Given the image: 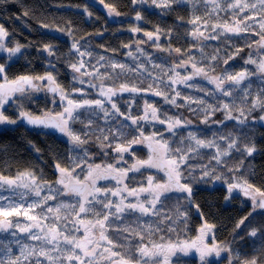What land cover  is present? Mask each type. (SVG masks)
Wrapping results in <instances>:
<instances>
[{
  "label": "snow or ice",
  "instance_id": "1",
  "mask_svg": "<svg viewBox=\"0 0 264 264\" xmlns=\"http://www.w3.org/2000/svg\"><path fill=\"white\" fill-rule=\"evenodd\" d=\"M98 2L107 10L108 19L121 15L115 3ZM149 2L155 8L168 11L173 10V4H202L203 15L194 14L187 21L191 27L186 34L194 43L187 49L173 47L171 43L176 27L184 26L183 17H178L176 27L165 29L155 25L153 30H145L139 23L145 19L144 9L135 8L137 24L128 29L135 37V53L131 50V38L122 45L129 49L127 56L134 62L132 65L94 55L86 37L76 38L71 21L64 26L41 21L40 27L47 30L41 36L49 42L35 45L13 43L8 39L10 31L0 24V61L5 60L3 54H7V61L18 60L25 55L24 49L33 46L38 54H46L40 57L45 62L43 74L29 72L9 78L10 64L0 62V126L25 125L52 130L66 137L69 145L67 156L52 154L54 180H49L43 170L37 174L25 169L14 177L0 174V233L7 234L0 236V264H178L173 257L178 253L188 256L192 251L198 255L200 264H224V261L264 264V225H251L257 215L264 216V185L254 183L246 175V164L252 163L249 158L258 152L255 141L248 139L243 128L236 130L244 136L243 140L233 132L219 136L214 133L212 139H207L198 130L189 128L191 119L169 115L157 101L144 98L156 96L172 107H187L193 114L202 112L200 123L206 126L224 124L211 119L217 111L224 113L225 120H235L244 128L250 126L248 121L253 112L261 114L258 119L253 118L251 126L264 122V0H131L132 5ZM94 6L83 9L89 21L93 15L89 7ZM28 15L25 11L24 16ZM106 30L98 29L90 35L103 36ZM56 33L67 36L70 41L67 51V67L72 74L70 88L54 74L56 61L61 59L56 42L65 43ZM139 33L146 39L138 36ZM233 36L244 41V47L255 49V53L249 51L244 59V64H251L254 69L244 67L238 72L232 71L234 66L229 61L244 51V47L236 44H232L235 51L224 55L219 47L212 54L205 53V41L223 37V43ZM162 37L169 41L167 45L161 43ZM144 44L167 52L169 57L176 55L171 64L163 57L153 59L141 47ZM193 49L201 53L199 58ZM137 54L145 57L146 62L140 61ZM220 60L226 67L217 72ZM253 76L260 81V90L255 95L251 92ZM197 78L213 87L199 83ZM144 81H148L147 87L140 86ZM178 85L203 92L217 103L212 105L202 97L186 95ZM89 88L96 92L95 97L86 91ZM40 92L50 94L53 107H45L37 114L25 107L24 100L38 102L32 93ZM124 93L130 94L127 111H122L120 101L114 99L122 98ZM138 99L144 101L142 111L138 109ZM180 99L184 104L178 103ZM13 104L18 110L15 117L6 114V106ZM192 104L197 107L193 108ZM134 107L138 109L135 113ZM100 120L103 124L98 123ZM77 122L82 125L80 129L73 127ZM156 124L164 128L157 129ZM148 127L153 131L148 132ZM184 129H188L186 134ZM92 137L99 142L104 157L116 154L112 156L115 163L95 162L97 154L84 147ZM29 144L40 152L31 141ZM139 145L148 149L147 159L137 156ZM205 159L207 162H203ZM150 169L162 171L166 179L158 180L146 171ZM130 173L146 177V182ZM109 180L115 184L98 183ZM216 183L226 187L225 202L241 196L250 202V205L244 204L249 210L235 223L231 241L220 242L215 238L216 225L207 220L194 199L196 184ZM4 186L11 190L9 196L2 194ZM17 189L25 191L17 192ZM29 193L34 197L30 202ZM16 196L19 200L14 199ZM173 200L175 205L169 207ZM193 208L202 221L198 235L191 240L181 239V233L187 234ZM111 232L116 235H110ZM242 232L246 233L250 250L233 246L238 237L245 239ZM172 234H176L175 239ZM209 234H212L211 242L206 241Z\"/></svg>",
  "mask_w": 264,
  "mask_h": 264
},
{
  "label": "trees",
  "instance_id": "2",
  "mask_svg": "<svg viewBox=\"0 0 264 264\" xmlns=\"http://www.w3.org/2000/svg\"><path fill=\"white\" fill-rule=\"evenodd\" d=\"M107 2L116 4L119 11L121 12L119 17L108 19L107 10L103 8L102 4H99L98 0H0V24H3L5 28L10 31L11 35L8 39L13 43L15 41H19L21 44L26 45L31 43L35 45L37 42H49L47 37L41 36V33L47 32L46 29H42L40 27L41 21L47 24L60 26H64L69 21H71L74 25L76 38L80 39L81 37H86L89 41L88 47L90 50L94 51V55H104L106 58L112 57L115 60L126 62L129 65H132L134 62L127 56L129 49L124 48L122 45L129 43L130 38L132 43L135 40V37H133V35L127 30L133 25L137 24V21L135 19L133 20L131 17L135 18L136 13L133 11V8L140 10L138 8L139 5H132L131 0H107ZM93 4L95 5L94 7H89V11L93 13L91 21H89V17L83 12V9L85 6ZM145 6L158 9L152 6L150 2L144 4L142 16H144L145 19L139 23L145 30H153L155 25H160L165 29L177 26L174 22L168 23L167 19L157 22L156 16H152L154 11H149ZM187 6L188 5L186 3L173 4L172 11L163 10L165 13L170 14L173 20L178 19V17L184 18V26L176 27V33L173 35L171 41L173 47L182 46L183 48L187 49L190 46V43H194L190 41V38L187 37L185 30V24H187V21L192 17V15L186 13L184 10V8ZM25 11L29 12L28 16H24ZM17 17H22V19H17ZM115 20L121 21L122 23H115ZM103 28L107 29L103 33V36L90 35L96 33L98 29ZM56 35L60 37V39L65 43L59 44L58 41L56 42L60 48L61 59L56 61V69L54 70V74L62 84L68 85V88H70L72 84V74L67 67V51L70 41L67 36H62L59 33H56ZM186 39L189 40V43H185ZM161 43L167 45L169 41L167 39H162ZM232 44H236L239 47H244V42L242 41L238 43H234L231 40L227 41L225 42V51L222 55L226 54L227 51H235V48L232 47ZM132 45L134 46V44ZM205 45H207V47L204 49V51L205 53L207 52V54L214 53L218 47V45L213 42L205 43ZM133 46L131 50L135 53V48ZM105 48H107L108 51H105ZM112 49H115L116 51L113 52ZM23 51L25 53L24 56H21L20 59L14 60L12 63H10V66L8 67V76L10 78H15L18 75L29 72H31L33 75L43 74L45 62L40 57L46 56V54H38L35 46L26 48ZM249 51H252V49L244 47V51L241 52L239 56H237L234 60L229 61V64L234 66L232 71L241 70L245 67L244 59L247 58ZM154 52L158 54H167L166 52H160L153 48L152 52L148 53L153 57V59L157 58ZM193 52H195V49H193ZM162 57L166 58L168 62L170 60L169 58H173V56L168 58L165 56ZM137 58L140 61H145V57L139 56L138 54ZM0 62L6 63L5 60ZM7 65L9 64L6 63V66ZM149 67L151 66L149 65ZM224 67L226 66L223 64V60H220L218 62L217 71H220ZM101 71L103 72L104 69H101ZM85 79H87V77ZM123 79L124 78L122 77L121 80ZM251 79L253 80L251 92L253 95H255L260 90V81L256 76H253ZM136 80L139 82V77H137ZM106 83L110 84L112 81H106ZM117 83H119V81H117ZM147 84L148 81H144L142 84H140V86L147 87ZM86 91L90 90L86 89ZM183 93L194 96L196 92L187 91ZM122 99L126 100V98ZM152 101H157L160 106H162V103L164 102L160 97L157 100ZM127 103L128 102L120 103V107L122 105L123 108H121L123 111H127ZM178 103L184 104V100L180 99L178 100ZM216 103L217 102L214 104ZM140 104L141 101L138 100V109ZM209 104L214 105L212 102ZM162 107L167 110L169 115L182 116L185 119H191L192 124L189 126V128L198 130V134L205 136L207 139H212L214 133L218 136L228 135L229 132H233L234 135H241L240 133L236 132V130L243 128V132L248 135V139L254 140L258 148V152L254 155V157L249 158L252 163L246 164V175H250L254 183L258 185H264V124L257 123L254 126H251L253 118L258 119L259 115L261 114L259 111L253 112L250 115L248 121L250 126L244 128L243 126L236 124L235 120H225L224 113L221 111H217L211 119L213 121H224V124L217 125L215 123H210L206 126L200 123V120L203 118L202 112L199 114H193L188 110L187 107L175 108L169 104H165V107ZM192 107L196 108L197 105L192 104ZM138 109L137 107L133 108V112L135 113ZM187 130L188 129L183 130L185 134ZM147 131L149 132L148 128ZM165 135L170 136L168 133H165ZM128 138L130 139L131 137L129 136ZM14 139L15 140H13V142H11L12 144L9 146H5V142H0V174H7V172L1 171L2 169L7 171L11 167H16L20 164L23 165V163L26 161L25 158L27 154L23 144L20 143L18 137ZM241 139H244L243 135H241ZM220 143L223 145L224 142L220 141ZM46 151L56 153V149L52 148H50V151H48L46 148ZM202 151L208 152L214 150L204 149ZM234 155L238 156L236 153H234ZM203 162H207V160L205 159ZM225 189L226 187L221 183H216L214 185L196 184L194 187V199L200 205L207 220L210 223L216 225L217 234H222V236L225 237V240H228L226 238L232 237L234 225L237 220L244 215V212H242V210L239 208V205L241 204L239 199L229 201L226 204L224 200V195L226 193ZM195 213L196 211L193 208L191 211V219L189 220L190 224H188L192 232H194L196 227L199 225V219L197 216L193 215ZM251 225H264V216L257 215L255 219L251 220ZM244 235L246 236L245 232ZM184 238H188V236ZM231 240L232 238L230 241ZM244 243L246 244H240L239 246H242L246 250H250L247 240H245Z\"/></svg>",
  "mask_w": 264,
  "mask_h": 264
},
{
  "label": "flooded vegetation",
  "instance_id": "3",
  "mask_svg": "<svg viewBox=\"0 0 264 264\" xmlns=\"http://www.w3.org/2000/svg\"><path fill=\"white\" fill-rule=\"evenodd\" d=\"M188 6L184 8V10L186 11V13H189L190 15H194V14H199V15H203L204 13V8L202 4L196 3V4H191V3H186ZM154 12L152 13V16H156L157 18V22H160L161 20H166L168 21V23H175L176 25L179 23L178 19L173 20L172 16L168 13H165L163 10L161 9H154ZM164 14H161V13ZM219 15L223 16V13H220ZM185 27L187 29H189L191 26L189 24H185ZM138 36L142 37V38H146L143 37L142 34H137ZM187 35V34H186ZM252 40H258V37H249ZM162 39H165L162 37ZM223 37L220 38V40H209V41H205L204 43H209V42H213L216 43L221 51V54L224 53V48H225V42H221L223 41ZM231 41L234 43H238L241 42V40H239L237 37L233 36L231 38ZM244 42V41H242ZM245 43V42H244ZM147 46H149L148 44H146ZM133 46V45H132ZM134 48L136 47V45L133 46ZM252 51L255 53V49H252ZM195 55L197 57H199L201 55L200 52L195 51L194 52ZM207 53V52H206ZM245 67H251V69H254V67L249 64V65H245ZM45 69H43L44 71ZM191 69H189L190 71ZM242 70V69H241ZM240 70H235L233 72H238ZM220 72V71H217ZM44 73V72H43ZM197 81L199 83L205 84L206 85V81L197 78ZM66 87H69L68 85L63 84ZM77 87H81V85L77 84ZM208 87H210L211 89V85H206ZM178 88H180V90L182 92H187V91H194L196 92V90L192 89V88H184L180 85L177 86ZM88 90V89H87ZM90 91H87L89 93H91L92 97L96 96V92L93 89H90ZM32 95L36 98V100L38 102H29L27 99L24 100V104L25 107L28 110L31 111H35L37 114L42 113V111L44 110L45 107L48 108H52L53 105L50 103V94L48 96L45 95L44 92H40V93H32ZM122 98H126V100L122 99ZM114 97V99L119 100V107H120V103L121 102H129V96H125L123 95V97ZM58 99V98H57ZM141 101V104L139 106V110L142 111L143 109V99H138ZM150 100V99H149ZM159 101V100H158ZM47 104V105H46ZM162 106L165 107V103H162ZM108 107H110V105H108ZM122 107V105H121ZM120 107V108H121ZM7 111L6 114L10 115L12 117H15L18 115V110H17V105L13 104L11 107L6 106ZM123 108V107H122ZM121 108V110L123 111V109ZM135 108V107H134ZM83 118V117H82ZM99 124H103V121L100 120L98 121ZM264 124V122H263ZM73 127L76 129H80L82 127V125L77 122L75 124H73ZM155 127L157 129H163L164 126L160 125V124H156ZM149 132L153 131L152 127H148ZM43 133V134H42ZM18 137L20 143L23 144L24 149L26 150V161L25 163L20 164L16 167H11L9 168L7 171L2 169L1 171H5L7 172V174L5 176H16L18 171H23L25 169H30L32 171H34L35 173L39 174L41 173V171L43 170L44 175L49 179V180H54L55 179V175H54V163H53V158H52V154L51 152H47L46 148L48 149V151H50V148L52 149H56V153H60L63 154L65 156L68 155V148L69 145L67 143V138L61 136L60 134H56L50 132L49 130L46 129H35V128H30L28 126H23V125H19V126H0V142H5V146H9L11 145L13 142V140H15L14 138ZM29 141H31V143L35 144L39 149L40 152L37 153L34 149H32L30 147ZM98 141H96L95 137H92V139L90 140L89 144L85 145L84 147L88 148L90 152L97 154L95 156V162L96 163H107V162H112L115 163V160L112 159V156H115V153H112V156L110 157H104L101 153V150L98 146ZM1 152V150H0ZM136 152H137V156L141 159H147L148 156V149L143 146V145H139L136 146ZM129 161H132V157L131 156H127L126 157ZM35 160V162H34ZM127 165H125L126 167ZM146 171H150L152 174H154V176L160 180L163 181L164 179H166V177L164 176V173L162 171H158L157 169H150V170H146ZM130 176L135 175L137 177V180H145L146 182V177H142L140 176L138 173L133 174L130 173ZM99 184H108V185H112L115 184V181L109 180V181H99ZM129 183H135V181H129ZM226 190V189H225ZM17 192H21V191H25L24 189H17ZM2 194L4 196H9L11 194V190L7 188V186H4V189L2 190ZM243 201H241V199ZM239 198V200L241 201V204L239 205L240 210H242V212H244V214H246V212L249 210L247 207H244V204H249L250 202H246L243 198V196H241ZM14 199L19 200V197L16 196L14 197ZM28 201L30 202L32 199H34V197L32 196L31 193L28 194L27 197ZM62 199L68 200L71 199V197H62ZM4 203H7V201H4ZM53 203V202H50ZM228 202H226L227 204ZM173 205H175V201H170L169 202V207H172ZM195 216H197V218L199 219V225L196 227L195 231L192 232L190 226L188 225V231L187 234L185 235L184 233L180 234V238L181 239H194L195 234L197 229L199 228V226L202 224V221L200 219L199 214L195 213ZM19 219H24L23 217H19ZM191 219V217H190ZM189 219V220H190ZM27 222V221H26ZM188 224H190V221L188 222ZM12 231H15V229H12ZM215 233V238L220 241V242H224V241H230V239L232 237H228L225 240V237L222 236V234H217L216 232V228L214 230ZM20 235V234H18ZM110 235L115 236V232H111ZM126 235V234H125ZM193 235V237H192ZM241 235H244V232L241 233ZM0 236H4V233H0ZM188 236V238H184ZM221 237V238H220ZM172 238L175 239L176 238V234H172ZM10 239V237H9ZM212 239V234H209V236L206 238L207 242H211ZM247 240V237L245 236V239L241 240L239 237L236 239V241L234 242L233 246L234 247H242L239 246L240 244H246L244 243V241ZM28 243H32L31 241H28ZM121 243H124V241H121ZM186 259L189 260L190 262H188V264H200L199 261V257L197 256H183V255H178L173 257V260H177V259ZM210 259H214V258H210ZM224 264H227V261H224Z\"/></svg>",
  "mask_w": 264,
  "mask_h": 264
},
{
  "label": "rangeland",
  "instance_id": "4",
  "mask_svg": "<svg viewBox=\"0 0 264 264\" xmlns=\"http://www.w3.org/2000/svg\"><path fill=\"white\" fill-rule=\"evenodd\" d=\"M138 8L139 9H143L144 7V4H139L138 3ZM146 7V6H145ZM149 11H153L154 10V8L153 7H150V6H147L146 7ZM131 18H133V20L135 19L134 17H131ZM116 21H118V20H115V23H119V22H116ZM128 31V30H127ZM128 32H130V31H128ZM131 33V32H130ZM132 34V33H131ZM144 39H146V38H144ZM132 44H134L135 45V43L133 42ZM149 45V44H148ZM141 47H143L144 49H145V51L147 52V51H150V52H152V49H153V47H151L150 45L149 46H147L146 44H144V45H141ZM135 50V49H134ZM150 52H147V53H150ZM155 54H156V56L157 57H162V56H165V57H169L167 54H158V53H156V52H154ZM167 53V52H166ZM176 54L175 53H173L172 54V56L174 57ZM3 56L5 57V61H6V63L7 64H10V63H12L14 60H15V58H13V61H7V59H6V57H7V54H3ZM170 60H169V64H171V62H172V58H169ZM253 66V65H252ZM254 67V66H253ZM249 69H251V67H248ZM10 78V77H9ZM246 83H247V81H246ZM208 87V86H207ZM213 86L211 85V88H212ZM208 88H210V87H208ZM194 90V89H193ZM194 96H197V97H202V98H204L205 100H207L208 101V103H215V102H217L214 98H212V97H205L204 96V93L203 92H198V91H196V93H195V95ZM147 99V98H146ZM222 99H225V100H227L228 98H226V97H222ZM215 105V104H214ZM260 124H263V122H260ZM241 199V201H243L242 200V198H240ZM247 202V201H246ZM243 204V203H242ZM193 215H195V214H193ZM191 217V216H190ZM20 220H24V219H20ZM25 223H27L26 221H24ZM198 235V232L196 231V234H195V236L194 237H196ZM4 236H7V234L6 233H4ZM195 239V238H194ZM178 255H183L182 253H178ZM184 256V255H183ZM188 256H197V254L194 252V251H192V252H190L189 253V255ZM178 260V264H188V262H190L189 260H186V259H177Z\"/></svg>",
  "mask_w": 264,
  "mask_h": 264
},
{
  "label": "water",
  "instance_id": "5",
  "mask_svg": "<svg viewBox=\"0 0 264 264\" xmlns=\"http://www.w3.org/2000/svg\"><path fill=\"white\" fill-rule=\"evenodd\" d=\"M123 95H125V96H129L130 94L129 93H124ZM144 98H147L148 100L150 99V100H157L159 97H156V96H146V97H144ZM24 126V125H23ZM50 132H52V133H55V135L56 134H59V133H57V132H55V131H52V130H49Z\"/></svg>",
  "mask_w": 264,
  "mask_h": 264
}]
</instances>
